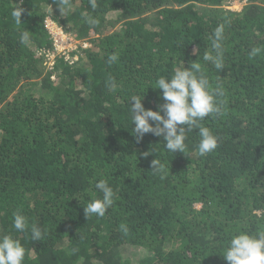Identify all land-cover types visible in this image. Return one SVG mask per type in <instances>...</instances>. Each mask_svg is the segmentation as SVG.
Segmentation results:
<instances>
[{
    "label": "trees",
    "instance_id": "16d2710c",
    "mask_svg": "<svg viewBox=\"0 0 264 264\" xmlns=\"http://www.w3.org/2000/svg\"><path fill=\"white\" fill-rule=\"evenodd\" d=\"M229 1L94 0L93 8L70 0L64 16L56 0H0V236L21 242L23 264H229L223 253L234 234L264 232V0L238 10ZM46 16L90 43L76 60L57 57L52 79L37 55L50 45ZM221 24L220 70L203 55H215ZM254 47L262 51L250 58ZM192 62L223 92L221 114L200 121L217 148L200 156L198 129L186 133L187 155L165 149L163 136L137 141L130 98L157 111L156 80ZM157 158L170 169L163 177L151 169ZM101 179L114 203L87 219ZM17 212L24 232L13 227ZM33 225L42 240L32 239Z\"/></svg>",
    "mask_w": 264,
    "mask_h": 264
},
{
    "label": "clouds",
    "instance_id": "9594fccd",
    "mask_svg": "<svg viewBox=\"0 0 264 264\" xmlns=\"http://www.w3.org/2000/svg\"><path fill=\"white\" fill-rule=\"evenodd\" d=\"M60 13L66 15L71 11L70 0H56ZM92 7H95L94 0H91ZM23 9L20 7L14 8L11 16L14 18L17 25L21 24V16ZM85 15L87 23L95 25L97 21ZM53 20L58 26L62 27L56 20L50 16H46ZM43 20V25H44ZM45 28V25H44ZM47 33V30L45 28ZM224 26H217L213 33L212 48L215 55L206 52L203 55V60L210 62L216 69H223V39ZM72 34L78 45L85 40L78 39L75 34ZM47 38L50 45L43 48H52V41L47 33ZM29 31H21L20 43L24 45L30 44ZM86 42V41H85ZM89 43V42H88ZM80 49L84 48L81 46ZM41 49V48H40ZM262 51L259 47H254L249 52V57L253 58ZM80 52H78L79 56ZM38 55V53H37ZM40 58L41 56L38 55ZM58 54L56 56L60 57ZM72 57V56H71ZM63 58V56H62ZM118 60V55L113 53L107 58L109 65ZM43 64V60H40ZM56 63V61H55ZM55 65V64H54ZM46 69V68H45ZM47 72H53L46 69ZM155 87L162 90V99L164 103L158 105V110L153 111L146 109L142 103V97L133 95L130 100L132 103L129 109L131 115L132 132L136 135L137 141L143 138L147 133L160 137L163 136L166 141L165 149L175 153L177 151L186 153V133L193 129H198L200 141L198 144V152L200 156H205L207 153L214 151L217 148V138L210 132L207 127H203L200 121L211 115L221 114L220 103L216 100L218 95H223L219 86L212 89L210 81L202 71L201 64L198 62L190 63L189 67L177 68L170 78L161 76L155 82ZM108 86L110 89L115 88V81L109 78ZM163 113V115L161 114ZM152 121L154 123H150ZM145 157L148 152L143 153ZM151 169L158 172L163 177L170 169L165 163H162L158 158L151 161ZM95 188L102 193V198L93 199L84 205V214L88 219L89 216L104 217L106 211L114 203V192L107 181L101 179L95 183ZM13 227L20 232H24L27 228L26 217L20 213L13 214ZM121 231L127 235L128 226L124 223L119 225ZM31 236L35 241L43 239L41 229L35 225L31 228ZM77 249H72L75 253ZM224 258L229 264H264V232H257L255 235L248 232H238L234 234L228 242V247L223 253ZM25 258V248L21 242L11 235L0 236V264H23Z\"/></svg>",
    "mask_w": 264,
    "mask_h": 264
},
{
    "label": "built area",
    "instance_id": "2783aa9c",
    "mask_svg": "<svg viewBox=\"0 0 264 264\" xmlns=\"http://www.w3.org/2000/svg\"><path fill=\"white\" fill-rule=\"evenodd\" d=\"M44 25L52 41V48H41L37 50V53L41 56L43 65L46 66L45 68L49 70L53 68L58 54L62 55L65 61L76 60L78 58L77 50L80 46L74 36L58 26L50 18L44 20Z\"/></svg>",
    "mask_w": 264,
    "mask_h": 264
},
{
    "label": "rangeland",
    "instance_id": "374dc122",
    "mask_svg": "<svg viewBox=\"0 0 264 264\" xmlns=\"http://www.w3.org/2000/svg\"><path fill=\"white\" fill-rule=\"evenodd\" d=\"M244 3H245V0H231V1H229V2L226 3V7L231 8L233 10H238V9H240L243 6ZM76 44H77V42H76ZM79 46H81V48L82 47H88V46H90V43L83 41L82 43H80ZM39 67L42 69V71L44 73L47 72V70L45 69L46 66L43 65V64H41V62L39 64ZM56 73H57V70H55L54 72H52L50 78L51 79L52 78H55Z\"/></svg>",
    "mask_w": 264,
    "mask_h": 264
}]
</instances>
